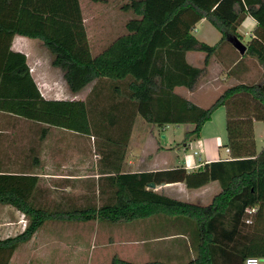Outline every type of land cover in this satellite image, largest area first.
<instances>
[{
    "label": "trees",
    "instance_id": "trees-1",
    "mask_svg": "<svg viewBox=\"0 0 264 264\" xmlns=\"http://www.w3.org/2000/svg\"><path fill=\"white\" fill-rule=\"evenodd\" d=\"M120 8L130 12L126 31L93 53L79 0H0V110L44 124L41 138L51 125L92 133L100 154L98 194L91 191L90 184L81 202L61 195L58 200L51 199L49 206L38 198L48 188L31 170L38 164L31 159L33 146L29 148L30 160L24 161L20 170L3 168L0 163V202L27 216L20 232L0 237V264H7L18 244L27 241L47 219L115 222L156 212L183 215L196 222L202 233L197 257L177 263H136L113 255L109 264H209L210 251L222 243L211 231L226 219L231 222L228 232L235 242L241 224L247 225L242 219L246 208L252 205L256 211L247 230L248 242L235 257L241 264L247 256L264 257V147L257 151L253 130L254 120H264V0H124ZM247 15L256 25L240 53L230 38H240L237 27ZM201 18L220 32L215 43L192 33ZM15 34L41 40L50 52V63L62 70L72 92L93 82L87 97H44L26 55L11 48ZM189 50L204 53L201 66L187 60ZM246 56L262 66L260 81L226 86L206 107L175 91L176 86L195 88L211 57L227 66ZM104 86L107 92L102 90ZM220 106L226 108L225 145L230 158L205 162L193 171L183 166L123 171L137 115L160 126L192 123L182 139L187 143L199 136L203 124ZM177 180L189 187L217 180L221 189L209 203L200 205L148 187L149 182Z\"/></svg>",
    "mask_w": 264,
    "mask_h": 264
},
{
    "label": "crops",
    "instance_id": "crops-1",
    "mask_svg": "<svg viewBox=\"0 0 264 264\" xmlns=\"http://www.w3.org/2000/svg\"><path fill=\"white\" fill-rule=\"evenodd\" d=\"M247 19L251 24L249 30H245L244 33L249 34L250 38L252 35V30L256 25V20L252 16L247 15L244 17L242 22ZM201 20L207 19L201 18L199 21ZM241 23L238 25L237 31L240 36H243L244 34L242 33V31H240ZM196 24L193 29L194 31L197 28ZM125 31L126 29L123 32ZM194 35L200 40L208 41L203 36L197 34ZM216 36L217 35H215V37ZM34 38L35 37L15 34L12 38L11 48L21 51L26 55V61L29 65L30 73L34 81L36 82L40 93L46 98L85 99V96L82 95V92L87 85L76 92H72L65 82L62 70L50 63V52L48 55L41 40L37 38L38 41H32L31 39ZM218 38L219 37H217V39ZM249 38L241 40L245 43ZM110 41L102 46V48L105 47ZM102 48H100V50ZM226 48L228 49V53L233 52L231 47L228 46ZM38 49H40V52H38ZM200 52L202 51H187V60L194 65L200 66L199 62L192 61L191 58L193 54H197L199 57L203 58L204 53ZM239 60L240 61L238 63L232 62L227 66H223L221 62L211 57L204 73L199 78L196 87L192 90L187 89V92L183 93L182 95H185L186 97L192 96V94H195V91L198 90L201 86L205 87L207 85H212L213 88H218V86L223 85V87H220L223 90L224 87L237 82L260 81L262 76V66L260 65V63L252 56H246ZM58 72H60V75H58ZM214 83L216 84L214 85ZM183 87L184 86H176L175 91L179 93V91ZM102 90L104 92H107V86H104ZM218 108L213 111L212 116ZM212 116L207 121H210L213 118ZM17 117L19 116L0 110V146H9L11 142L17 144L23 140L22 137L25 129L23 122L14 123L7 121V119L9 118L15 119L14 121H17ZM138 117L141 116L137 115L135 117L134 123L138 119ZM5 119L6 121L3 122ZM206 122L203 124L201 130L204 128ZM167 125L168 124L163 125L162 128L166 127ZM43 126L44 124H36L35 129H33V133L38 131L39 138H37L36 141L33 142V152L31 159L33 161H38V164L33 165L31 170L39 175L41 180L42 177L55 179L56 182L51 184V186L54 190V193H56L57 195L64 194L65 196H67V194H70L69 188L72 181H77L80 183L81 198H83V195L85 193L90 191V184L92 185L91 188H93V190L91 191H94L96 194H98L97 180L100 177V173L97 169V161L100 157V154L98 153V150L94 153H90L89 149L90 146H93L94 142L84 137L88 136L86 133L55 125L49 126L46 131V135L44 136V138H41L40 135ZM201 130L198 137L190 140L188 143H183L184 145H187L190 144L191 141L193 142L196 139L200 140L202 146L199 153L195 154L193 152L194 145H191L192 153L194 156L187 157L179 154V152L177 151V149L179 148L178 145H170L168 146V149L165 150L162 149V147H157L155 148V150H157V153L159 150H163V153L161 155L159 154L160 157H158L156 160L152 159L150 163L146 162L145 157L147 156V154L151 155V152H147L146 155L144 154V145L139 139H132L131 130L122 167L123 171H156L177 166H183L187 170L193 171L201 167L205 162L230 158L229 150L225 145L227 141L226 130V135H220L216 138V141L219 142V146L223 145L224 152L221 153L219 149L218 154L212 152L208 156L202 155V152H204L205 149L204 142L202 140L203 133H201ZM253 130L256 149L257 151H259L264 147V142L260 144L261 139H264V120H254ZM73 133L81 134L83 136L74 140L70 138ZM98 144L102 145L103 140L99 139ZM172 152L176 154L175 162L169 160L171 157L170 153ZM159 155L156 154L155 156ZM35 157L37 159H35ZM14 159L15 160L12 159V162H15V165L17 166L10 168L13 170H20V165L24 161H27L26 158L24 160L20 159L19 157H14ZM152 188L167 196L200 205L209 203L212 200L214 194L218 193L221 189L220 184L217 180H211L196 187H189L184 181L181 180L168 181L157 183ZM108 190L109 189H107V192ZM111 190H113V188H111ZM103 221L105 222V225H108L107 230L109 231L106 239L101 242V247L97 250L98 257L104 261L103 264H109L113 255H117L123 259L136 263L186 262L189 259H195L198 255V241L201 240L202 233L197 227L196 222L192 221L186 216L173 215L165 212H156L143 218L121 219L115 222L107 220ZM11 222L14 221H9L8 219L0 220L1 238L9 235H14L24 228L21 227L22 229L17 230L12 225H10ZM17 222L20 221L18 220ZM230 228L231 222L225 219L221 226L219 224L216 230L211 231V235L214 234V236L218 237L222 243L220 245L221 247L217 246L213 251H210L209 264H241V260L239 259V257H235V254H239V251L243 248L244 245L246 246L248 242L247 228L246 225L241 224L239 231L234 235V237L236 238L235 242L233 240V235L228 232ZM35 232L27 241L32 240V238L36 234ZM118 236L120 239H118ZM18 253L19 250L16 247L12 252L7 264H12V260L16 256H18ZM49 256H52V254H50ZM259 259L260 264H264V257H259Z\"/></svg>",
    "mask_w": 264,
    "mask_h": 264
},
{
    "label": "rangeland",
    "instance_id": "rangeland-1",
    "mask_svg": "<svg viewBox=\"0 0 264 264\" xmlns=\"http://www.w3.org/2000/svg\"><path fill=\"white\" fill-rule=\"evenodd\" d=\"M124 0H107V1H93V0H79L81 12L83 16V23L87 32L88 41L90 48L93 53H96L112 38L121 34L125 30V21L129 18V12L121 10L120 4ZM249 20H245L241 23L240 31L244 34L240 36V39L245 40L249 38V34H245V30H249ZM197 28L193 30V34H197L206 38L208 43L213 44L220 37V32L208 21L201 20L197 21ZM215 35H217L215 37ZM215 37V39H214ZM32 41H38L37 38L31 39ZM45 51L49 55V51L46 47ZM40 49H38V52ZM203 53V52H200ZM204 57V56H203ZM192 61L199 62L200 66L203 64V58L197 54H193L191 57ZM214 58V57H213ZM215 59V58H214ZM60 75V72H58ZM93 82L87 84L82 92V95L87 97L89 90ZM216 83H214L215 85ZM213 85V86H214ZM220 87L213 88L212 85L205 87L201 86L195 91V94L189 96L190 100L201 106H208L222 91ZM220 88V89H219ZM225 88V87H224ZM223 88V89H224ZM187 88L183 87L179 91L180 94L186 93ZM185 96V95H184ZM12 116V115H11ZM16 117V116H15ZM210 121H207L204 128L201 130L203 133L202 140L204 142L203 156H208L210 153H221L224 152L223 145L219 146V142L216 138L220 135H226L225 132V119H226V108L222 106L215 111ZM15 119H7L8 122L20 123L23 122L25 129L23 132L22 141L15 144L12 143L9 146H0V163L3 167H15V162H12L14 157L20 159L26 158V162L30 159L31 154L29 148L33 146V142L39 138V133L36 131L33 133L36 124L27 119L17 117ZM6 119L3 121L5 122ZM168 125L162 128L163 125H157L155 123L146 122L144 118L138 117L132 128V139H139L144 145L145 155L147 152H151V155L147 154L145 157L146 162L150 163L152 159L156 160L163 153L161 150H155L159 147L162 149H168L170 145H178L177 151L180 155L194 156L192 153L193 142L184 145L182 139L184 137L185 130L192 127V123H167ZM88 136H84L90 141L96 142V135L90 133ZM55 136V135H54ZM83 135L73 133L70 138L76 140ZM16 137V135H15ZM17 139V138H16ZM20 140V139H19ZM189 142V141H188ZM187 142V143H188ZM264 142V139L260 141V144ZM90 146V153L97 151L96 143ZM153 154V157H152ZM160 154L159 156H155ZM170 161L176 159L175 153H170ZM41 185L48 188V191L43 194H39L38 198L42 203H46L48 206L51 204V199H59L61 195L54 193L51 186L55 179L49 177H42ZM80 183L72 181L69 188L70 194L68 197L74 198V201L81 202ZM65 191V190H64ZM65 196V195H64ZM8 219L15 229H22L27 222V216L21 211L17 210L10 204H4L0 202V220ZM20 222H17V221ZM20 223V225H19ZM246 223V222H245ZM18 226V227H16ZM108 225H105L104 221L93 219L90 221H72V220H53L47 219L43 224L36 230V234L32 240L20 243L17 246L19 250L18 256L12 260V264H103V260L98 257L97 250L101 247V242L106 239L109 231L107 230ZM121 227V226H120ZM119 227V228H120ZM247 230L251 227L249 223L246 225ZM121 234V233H120ZM120 236V235H119ZM118 236V239H120ZM54 253V256H53ZM52 254V256H49ZM108 264V263H106Z\"/></svg>",
    "mask_w": 264,
    "mask_h": 264
},
{
    "label": "built area",
    "instance_id": "built-area-1",
    "mask_svg": "<svg viewBox=\"0 0 264 264\" xmlns=\"http://www.w3.org/2000/svg\"><path fill=\"white\" fill-rule=\"evenodd\" d=\"M194 149L193 152L195 154L199 153L201 151V141L196 139L193 141ZM256 211V206L252 205L246 208V212L243 216V220L246 223H250L252 221V215ZM244 264H260V259L257 256H248L244 259Z\"/></svg>",
    "mask_w": 264,
    "mask_h": 264
},
{
    "label": "water",
    "instance_id": "water-1",
    "mask_svg": "<svg viewBox=\"0 0 264 264\" xmlns=\"http://www.w3.org/2000/svg\"><path fill=\"white\" fill-rule=\"evenodd\" d=\"M230 41L232 42V44L235 46V48L240 52L243 53L246 49V44L237 36H233L230 38ZM149 187H154L155 183L154 182H149L148 183Z\"/></svg>",
    "mask_w": 264,
    "mask_h": 264
}]
</instances>
